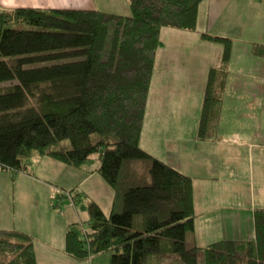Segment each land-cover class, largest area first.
I'll use <instances>...</instances> for the list:
<instances>
[{
    "label": "trees",
    "instance_id": "obj_1",
    "mask_svg": "<svg viewBox=\"0 0 264 264\" xmlns=\"http://www.w3.org/2000/svg\"><path fill=\"white\" fill-rule=\"evenodd\" d=\"M204 1L128 0L129 16L0 11V171L26 172L35 154L74 167L98 156L114 192L109 214L91 201L89 230L69 229L66 252L75 260L110 253V264H264V209L255 211V241L196 246L192 178L140 146L161 31L196 32ZM203 37L224 45L198 125V140L208 141L219 126L232 40ZM73 194L61 198L80 204ZM0 264H36L33 238L0 230Z\"/></svg>",
    "mask_w": 264,
    "mask_h": 264
},
{
    "label": "crops",
    "instance_id": "obj_2",
    "mask_svg": "<svg viewBox=\"0 0 264 264\" xmlns=\"http://www.w3.org/2000/svg\"><path fill=\"white\" fill-rule=\"evenodd\" d=\"M19 8L131 14L128 0H0V11ZM203 18L210 24L204 31ZM165 32H172L167 35L171 42L162 40L161 31L163 45L154 62L140 146L192 178L196 246L255 241V211L264 209V50L256 54L254 47H264V0H205L199 6L196 32ZM204 34L232 40L219 126L208 141L198 140V125L208 75L220 67L224 46ZM90 162L74 167L35 154L26 172L0 171V230L30 235L36 264L92 263L91 257L78 261L66 252L67 233L76 224L68 217L71 209L59 207L78 204L52 197L57 190L72 191L82 195L81 203L86 198L100 205L96 197L76 191L100 176V165L87 170ZM57 173L65 174L63 182L56 181ZM11 186L13 192L19 187L34 193L46 186L47 196L8 197ZM107 199L111 212L114 192ZM15 200L23 212L17 214Z\"/></svg>",
    "mask_w": 264,
    "mask_h": 264
},
{
    "label": "rangeland",
    "instance_id": "obj_3",
    "mask_svg": "<svg viewBox=\"0 0 264 264\" xmlns=\"http://www.w3.org/2000/svg\"><path fill=\"white\" fill-rule=\"evenodd\" d=\"M253 2L255 3V0H253ZM208 3H209V1H208ZM246 10L247 9H244V11H246ZM200 24H201L200 25V30L203 29V31H204V28H207V26L210 25L209 24V20L206 19V18H203L201 20ZM204 26H206V27H204ZM254 28L255 27H253V29ZM170 33H172V32H170ZM170 33L169 32H165V28L162 29V37H163L162 40L165 41L166 44H169V42H171L170 41L171 39H169L167 37V35L168 36L171 35ZM206 35H208V34H206ZM209 36H211V35H209ZM218 43H220V42H218ZM221 45H223V44H221ZM211 55L213 56V52H211ZM98 161H99L98 160V156L93 157L92 161L90 162L91 164H89L90 167L87 170H91V171L94 170L95 165L96 164L99 165ZM29 170L30 171L33 170V167L31 169H29ZM12 173H14V172H12ZM77 173H79V172H77ZM64 177H65V174L57 173V180L56 181H58V183L63 182V178ZM42 187H44V189H45L43 191L44 193L43 192L39 193L40 192L39 190H37V191L35 190L36 193H34L33 191H30L31 189H29V188H28L29 192L26 189H24L23 192H21L18 189L19 187L16 188L15 191L13 192L14 189H13V186H11L10 187V191L7 193V195L9 194L8 197H44L45 195L47 196V191H46L47 188H46V186H42ZM76 191L79 192V193L85 191L86 192L85 194L87 196H84V197H96L98 200H100V207L102 208V210L105 213H109L110 212V209L107 207L108 206L107 197H113V191L103 181V179L100 176H98V175L94 176L86 184H84L83 186H80L79 190H76ZM66 192H68V191H66ZM28 194H29V196H28ZM64 194H65V191H63V190L58 191L57 190L56 192L53 193L52 197H61V196H64ZM73 196H76V194L74 193ZM15 202H16L15 206H16V209H17V214L20 211L23 212L24 208L18 207V205H19L18 200H15ZM88 204H89L88 199L84 198L83 202L78 204L77 206L72 205V203L65 202L64 206L63 207H59V208H61L62 210L66 209V208H70L71 209V212L73 214L72 213L68 214V217L73 220L74 224H76L74 226L75 229H77L78 231L81 232V231H88L89 230L90 217H89V214H88L87 209H86ZM58 211L60 212V210H58ZM111 256L112 255L110 253L93 255L91 257L90 261H92L93 264H110ZM163 264H168V263L164 262Z\"/></svg>",
    "mask_w": 264,
    "mask_h": 264
}]
</instances>
